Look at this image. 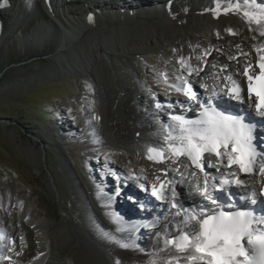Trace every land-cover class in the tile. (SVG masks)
<instances>
[{
    "label": "bare ground",
    "instance_id": "1",
    "mask_svg": "<svg viewBox=\"0 0 264 264\" xmlns=\"http://www.w3.org/2000/svg\"><path fill=\"white\" fill-rule=\"evenodd\" d=\"M143 1L146 2V0H76L75 2L68 0H51L48 6L42 7L38 3L39 1L36 0L32 2L29 0H0V43L5 41L7 37L14 32L13 28L16 25L15 18L26 15L23 13H28L30 10L39 9L42 15V21L41 18L39 19V17L36 16L38 18V20L36 19L37 24L26 36H24L27 40L29 39L28 42L31 41L34 43L40 36L42 38L47 37L46 34L53 28L58 37L55 39L56 46L54 45L53 50H50L49 53L55 51L56 48H66L68 46L66 43L69 45L77 44L80 49H82L81 51L89 50L85 55L87 57V62L91 61L93 65H97L98 61H102L103 77L106 79L103 88L106 92L107 101L111 104H117L119 110L116 111L114 108L115 105L105 108V105L102 104L100 100L96 101V118L98 117V122L96 123L97 130H99L100 137L104 139L101 143L107 145L112 144L114 146H112L113 148L127 154L124 158H120L119 156L116 157V160H121L124 164L130 163L132 161V156L136 157L140 155L139 153H145L148 157L149 147L156 148L157 150H164L167 158L159 163V166L163 167L164 174L168 177V180L170 179L171 181L169 186L171 191L166 190V195L168 197V199L165 200L168 204L166 207H172V203L174 202L172 199L173 188H175L178 195H180L179 198L176 197L179 201L177 207H175L176 209L172 210L170 213L172 215L170 223L172 222V225L174 224L177 226V229H173V227L168 228L167 232L171 233L167 237L163 228L158 229L157 226L150 227L148 231L149 234L147 235L148 239L146 237L141 238L142 242L148 241V244L142 246L140 250L136 245L135 237L132 236L138 229L133 228L131 224L124 226V224L118 223V219H116L113 214L115 212L114 210L117 208L118 212L121 214V218H130L129 220L131 221V207L118 201L114 203L112 207L103 209L93 200L95 197L91 194L90 188L88 187L89 181L87 180V184L85 182H79L76 186L81 194L80 201L83 211V214L79 218L81 220L79 222L81 224L79 225H81L82 229L86 228L87 232L85 233V237L82 235L80 237L81 243L76 246L77 253L74 251V243H69L67 246L62 247L61 256L65 259L64 263L66 264H78L76 259L80 260V256L84 257L86 254L89 255V258L87 257L89 264H99L97 262L98 259L100 264H152L153 261H155V264H169L170 261L172 264H204L202 259H189L192 256H200L199 253L195 252L194 248L187 249L185 252H178L174 244H170L165 248V239L175 242L178 241L182 235H189L190 239H194L196 233L199 232L198 224L194 221L188 222L187 220V217L192 215H196L198 219L200 217V212L196 209L193 210L192 207L195 206L196 198H183L187 197L190 191L196 192L199 190L197 186L191 187L194 183L199 182V175L195 170L186 165H183L180 172H174L172 167L166 164L165 161L168 159L172 160L173 164L180 161V163H182L183 159L179 158V160L174 161V158L171 157V153L168 151L169 143L167 139L161 143L154 137L161 136V134L158 133H161V131L165 129L162 130L161 127L157 129L152 128L151 124L146 122V118L151 119L150 116H155L156 119H158L159 114L150 108L154 101L151 95L154 90L153 88L150 89L152 90L150 94L147 92L150 99L147 103L143 102L144 100H139L141 96L137 89L143 86L140 81V75L143 73V70L139 67H142V64L145 62L144 56L148 54L154 57L157 71H163L168 79L175 81V71L179 75L187 77V68L192 66L186 62V55L191 54V59L193 60L191 69L200 68L204 69L205 72L207 68L206 58L210 54L216 55V53H219L218 51L220 49H223L228 58L236 56L240 52L248 55V57H245L248 60L244 63V68H249L250 74L255 73L256 65L259 63L260 57L264 56V35H262L264 34V20H262L260 24L252 23L245 17L244 13L249 12L256 15L264 14V12H262V10H264V0H235L239 4L233 0H207L204 1V3H199L198 1L200 0H184L183 5L182 3L173 4L164 2L163 6L165 7V11L162 13L156 11L158 9H153L152 12L148 13L145 12L146 9L138 10L142 4H145L142 3ZM194 1H197L195 4L208 5L209 3V5L206 9L195 8L192 5ZM78 3H82L83 6L81 8L77 7L75 10L66 8V4L75 5ZM96 4L99 6L96 7ZM106 5L110 8L107 9V7H105ZM113 5L119 9L121 7L128 14L125 15L123 13L122 15L121 11L111 7ZM232 7L235 10L230 12V14H222L225 10L229 8L232 9ZM107 11L112 13L113 19L110 17L111 14H107ZM82 12L86 13L83 14ZM68 13L71 14L72 17L67 15ZM76 14L83 15L76 16ZM154 14L157 15V17L159 16L158 19H160L156 20L155 17H153ZM219 14L220 16H217ZM16 15H18V17H16ZM145 15L151 16L142 19ZM105 16H107V19H105ZM135 16L139 17V19L133 21L132 17ZM67 23L75 25L67 29ZM61 25L63 26L61 27ZM166 33H169L170 36L168 41H165V39H167L165 38ZM77 49L79 48H74V50H72L73 52H65L72 57L70 62L73 63L68 65L67 68H64L67 70L65 74L69 71L77 72L80 70L83 74L90 73L92 75L90 71H94L95 67L91 68L90 64L88 66L85 65L86 67H81L82 65L77 63ZM44 54H46V52H44ZM124 54L125 56H123ZM181 60L184 61V65L180 63ZM134 65H136L139 70L134 69ZM169 65L174 68V71ZM188 65L190 66L188 67ZM243 69L233 73L224 72V74H226L225 80H219L220 88L216 90L222 91L221 88L228 82L226 77H231L235 82L244 84L246 76L244 75L245 69ZM62 75H64V73ZM200 90L203 92V89L200 88ZM177 96L181 97L182 95L177 93ZM224 99L227 98L224 97ZM124 102L128 104H124ZM124 108H126L127 114L123 113ZM125 115L127 120L133 122L132 125L128 124V121L124 118ZM61 127L66 130L64 124L61 125ZM60 132L63 136L66 133V131L61 130ZM58 134L60 135V133ZM74 136L72 135L71 137L74 138ZM163 137L167 138L168 136ZM177 142L178 141L175 143ZM152 155L155 156V153H152ZM144 158L146 159L145 156ZM263 160L264 158L262 161ZM150 161L155 162L157 160ZM205 165L209 173L212 172L210 174L214 175L217 171L215 167H208V161L205 162ZM140 166L141 168H145L142 164H140ZM218 166L227 173L225 174L226 179L234 180L240 178L245 182L244 185L247 187L254 188L255 185L262 180L261 174L258 172L252 175H246L240 172L238 165L229 167L227 157H224L223 161L219 159ZM99 167L103 168L104 165L102 166L101 164ZM97 169L88 167L89 176L91 173L95 183L105 184L107 187H110L108 177L106 178L105 176L104 181L100 180L96 173ZM135 170L136 168L132 171L130 169L131 174L136 176L134 180H137L139 183H144L146 178L137 176L138 174ZM193 172H195V176L192 175ZM230 173H234L235 175L232 176ZM148 175L150 174L148 173ZM222 179H224V177ZM178 180H184L186 182L184 186L182 185L183 183L181 184L187 189L186 191H182L184 189H180V185L179 187L176 185L175 182ZM209 182L213 183L212 180H209ZM154 184L158 186L159 183L155 181ZM232 184L233 186H231ZM232 184L229 187L231 193H235L237 189L244 186L237 187L234 183ZM73 187L74 186H72V189H74ZM6 195L5 202L7 201L8 206L17 203L21 205L20 212L22 216H28L29 218V210H36L34 206L28 209L29 206L26 205L23 200L20 201L13 190H7ZM225 197V193L220 195V199ZM180 204L184 205V207L181 208ZM185 212H187V217L185 216ZM140 213L141 212H139V214ZM36 220L37 218H34V214H31L30 221L36 222ZM164 221L165 223L168 222V220L165 219ZM109 223L114 227L110 226ZM50 230L48 229L49 234L39 230L37 232V240H40V243L37 244V247L34 248L28 244L30 248L27 247V249L24 250L23 257H13V260H19L23 262V264H29L28 259L31 260L32 258L33 263L31 264H54V258L52 257H46L44 260H36L48 254V251L54 252L52 246L57 245L58 242L56 238L57 229L51 227ZM0 232L6 237L5 240L0 239V251L2 249L5 250L2 256L3 258L9 255L7 251L9 248L8 241L12 236L7 230ZM54 232H56V234ZM24 238L27 240L25 242L29 241L28 235H25ZM44 240L46 244H44V242L42 243ZM28 243H30V241ZM111 244L124 249V251H121L123 261L119 259L118 255L120 254L111 249ZM80 246L83 248L81 249ZM31 249H33V251ZM26 258L27 260L23 261V259ZM0 264H4L2 260H0Z\"/></svg>",
    "mask_w": 264,
    "mask_h": 264
},
{
    "label": "rangeland",
    "instance_id": "2",
    "mask_svg": "<svg viewBox=\"0 0 264 264\" xmlns=\"http://www.w3.org/2000/svg\"><path fill=\"white\" fill-rule=\"evenodd\" d=\"M195 2L197 1L193 2V7L199 9H206L209 5V3L208 5H195ZM82 6V3L66 4V8L74 10ZM97 6L99 5L96 4ZM105 7L110 8L108 5ZM111 7L121 11L122 15L123 13L128 14L121 7L120 9L114 5ZM110 11H107V14H111L110 17L113 19ZM23 14L26 15L15 18L14 32L0 43V231L7 230L11 236L13 235L14 238L20 240L24 248L27 244L36 248L37 241H40L37 240V232L40 230L49 234L48 229L55 227L57 234L54 233L58 242L56 247L52 246L54 252L48 251V254L43 257L34 259L38 261L52 257L54 264H63L65 259L61 256L62 247L74 243V251L77 253L76 246L81 243L80 237L81 235L85 237L87 232L86 228L82 229L79 225L81 224L79 218L83 211L80 201L81 194L76 186L79 182L84 183L81 178L80 167L84 165L85 159L88 164L96 166L99 157L97 149L100 148L106 155H104L105 158H101L104 162H101L102 166L106 164L111 167L114 166L122 175H125L128 170L131 169L132 171L136 168L137 176H143L147 180L154 175L162 174L163 171L160 167L148 165L144 158L132 160V163L128 164L116 160V157L124 158L127 154L113 148L112 144L101 143L104 139L96 133L97 108L94 103L100 100L105 108L115 105L116 111L119 110L117 104H111L107 101L106 92L103 88L106 79L103 77L102 61H98L97 65H93L91 61L87 62L85 55L89 50L81 51L82 49L77 44L76 46L66 43L68 48L66 46H64L66 48H56L55 51L49 53L50 50H53L54 45L56 46L55 39L58 37L53 28L46 34L48 39H41L40 36L34 43L28 42L29 39L27 40L24 36L37 24V17L40 19L42 15L39 9H33ZM83 14H76V16ZM67 15L72 17L69 13ZM150 16L145 15L142 19ZM155 17L157 16L155 15ZM137 19L139 17H132L133 21ZM165 36L167 38L165 41H168L169 33H166ZM74 48H79L76 50L78 52L77 63L82 65L81 67L89 64L91 68L95 67L94 71H90L92 75L90 73L83 74L80 70L77 72L69 71L65 74L67 70L64 68L73 64L70 62L72 57L65 52L72 51ZM218 52L212 56L211 63L207 62L209 67L206 70L209 72L215 73L220 68L226 69L229 73L237 70L239 72L237 68H240L244 61L248 60L245 58L248 57L245 53L240 52L236 56L228 58L222 49ZM144 57L145 62L142 67H139L146 74L144 83L156 84L155 59L148 54H145ZM185 58L190 63L188 60L190 55ZM191 65L193 66L192 63ZM134 69L139 70L136 65H134ZM63 73L64 75H62ZM112 87L114 88L113 85ZM159 91L160 95L165 96L161 89ZM145 100L147 103L148 95ZM124 104L128 103L124 102ZM123 113L127 114L126 108L123 109ZM124 118L127 120L126 115ZM127 121L129 125L133 124L132 121ZM63 124L66 130L61 127ZM60 130L66 131L67 134L65 133V136L59 135L58 131ZM84 130H89L91 134L89 135L88 132L82 134ZM72 135H75L74 138L71 137ZM93 135L94 137L96 135L99 142L96 140V143L90 144L88 136L93 138ZM139 154L148 159L145 153ZM140 164L144 165L145 168H141ZM166 164L168 163L166 162ZM175 167L176 171H180L179 165ZM172 170L174 169L172 168ZM225 174L227 173L224 171ZM163 178L168 177L164 176ZM183 181L175 182L178 187L180 185V189H184L183 186L186 182ZM7 190H13L20 201L23 200L29 206L28 209L33 206L36 208L34 211L29 210V218L21 215L19 203L8 206L7 201L5 202ZM31 214L37 218L36 222L30 221ZM25 235H28L30 243L28 241L26 244ZM43 242L46 244L45 240ZM28 247L30 248V246ZM80 248L83 247L80 246ZM31 250L33 251V249ZM87 257L89 258L88 254L84 257L80 256V260L76 259L77 263L89 264ZM31 261L32 258L31 260L28 259L29 264L33 263ZM97 262L100 264L99 259Z\"/></svg>",
    "mask_w": 264,
    "mask_h": 264
},
{
    "label": "snow or ice",
    "instance_id": "3",
    "mask_svg": "<svg viewBox=\"0 0 264 264\" xmlns=\"http://www.w3.org/2000/svg\"><path fill=\"white\" fill-rule=\"evenodd\" d=\"M244 15L249 21H255L257 24L264 20V14L258 16L245 12ZM180 63L184 65L183 60ZM257 67L260 72L256 75L250 74L248 68L244 70L248 82L249 100L251 101L253 95L256 97L255 113L260 118L256 121L249 120L244 115L220 110L219 101H222L225 96L229 102L243 103L240 95L241 89L231 77H226L231 86L226 85L222 91L213 88L210 92L201 94L194 90L188 77L193 76V74L198 76L203 69L187 68V77L179 75L177 79L180 83L169 85L187 98L190 109L193 106L199 109V115L196 119H188L182 114H169L173 123L169 125L170 131L166 139L169 143L168 151L174 161L186 155L195 168L203 171L204 154L214 153L221 161L227 157L229 167L238 165L241 173L252 171L251 166L256 154L253 146L254 132L264 136V131H259V127L264 126V56L260 57ZM178 103L183 102L178 101ZM155 106L158 110H165V105L160 101H157ZM168 107H172L171 103L168 104ZM173 132L176 134L174 135ZM176 141L179 143H175ZM148 152L149 160L163 162L167 158L164 150L149 147ZM152 153H155V156ZM208 167H212V165L209 164ZM260 171L264 173V167H261ZM192 175L195 176V172ZM230 175L234 176L235 174L230 173ZM157 179L159 180V178ZM232 183L237 187L245 184L240 178L221 180L220 192L214 195L209 191L212 186L206 177L203 190L199 194L211 200V203L219 208L222 204L227 203V199L220 201V195L227 193L228 198L231 197V189L223 186ZM167 187L168 185L164 183H160L159 187L154 184L151 188V196L157 201L167 200ZM145 191H147V186H145ZM244 191L247 189L245 188ZM172 192L174 201L172 207L175 208L179 203L176 199L178 193L175 188L172 189ZM195 194L190 191L189 195L183 198L189 199ZM255 195L253 192L252 204L257 203L254 198ZM262 195H264V191H262ZM180 207L183 208L184 205L180 204ZM185 216L187 217V212H185ZM187 220L188 222L194 221L199 225V232L196 233L195 238L190 239L189 235H182L175 242L165 239V248L170 244H174L178 252H185L187 249L194 248L200 256H192L189 259H202L204 264H264V231L257 235L253 229L254 220H257L259 224H264V216L257 218L253 217L250 212L232 211L230 208H226L222 211L212 212L206 217L202 216L200 219L196 215H192L187 217ZM245 240L247 247L244 243ZM3 259L8 260L10 258L4 256ZM152 264H155V261ZM169 264L172 262L170 261Z\"/></svg>",
    "mask_w": 264,
    "mask_h": 264
}]
</instances>
